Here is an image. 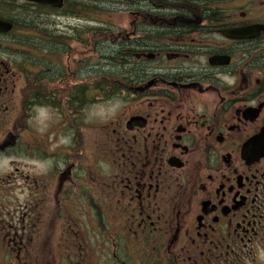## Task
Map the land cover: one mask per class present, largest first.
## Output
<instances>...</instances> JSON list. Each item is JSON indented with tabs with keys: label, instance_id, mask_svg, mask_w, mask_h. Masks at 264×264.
Segmentation results:
<instances>
[{
	"label": "flooded vegetation",
	"instance_id": "flooded-vegetation-1",
	"mask_svg": "<svg viewBox=\"0 0 264 264\" xmlns=\"http://www.w3.org/2000/svg\"><path fill=\"white\" fill-rule=\"evenodd\" d=\"M2 160L0 264H264V0H0Z\"/></svg>",
	"mask_w": 264,
	"mask_h": 264
},
{
	"label": "rangeland",
	"instance_id": "rangeland-1",
	"mask_svg": "<svg viewBox=\"0 0 264 264\" xmlns=\"http://www.w3.org/2000/svg\"><path fill=\"white\" fill-rule=\"evenodd\" d=\"M112 3L115 0H109ZM99 20V19H95ZM24 164L20 161H13V167H17L20 172H25L26 169H23ZM9 169L8 163L5 161H0V196L6 198L3 202L8 203H21L26 200L24 193L25 185L22 184L21 178L12 182V185H7L5 183V174ZM18 178V176L16 177ZM8 192V193H7ZM34 198V196H32ZM2 202V201H0Z\"/></svg>",
	"mask_w": 264,
	"mask_h": 264
},
{
	"label": "clouds",
	"instance_id": "clouds-1",
	"mask_svg": "<svg viewBox=\"0 0 264 264\" xmlns=\"http://www.w3.org/2000/svg\"><path fill=\"white\" fill-rule=\"evenodd\" d=\"M121 104H122V102L120 101V100H118V99H115V100H113L111 103H110V105H109V107L106 109V110H101V113H103V111H107V112H110V113H115V111L117 110V109H119L120 108V106H121ZM46 110L45 109H43V108H39V109H37V114H38V116L39 115H43L44 114V112H45ZM91 114H95V113H91ZM90 114V115H91ZM70 142V137H63V138H61V143H69Z\"/></svg>",
	"mask_w": 264,
	"mask_h": 264
},
{
	"label": "water",
	"instance_id": "water-1",
	"mask_svg": "<svg viewBox=\"0 0 264 264\" xmlns=\"http://www.w3.org/2000/svg\"><path fill=\"white\" fill-rule=\"evenodd\" d=\"M29 1L40 3V4H45V5L51 4L52 2V0H29Z\"/></svg>",
	"mask_w": 264,
	"mask_h": 264
},
{
	"label": "trees",
	"instance_id": "trees-1",
	"mask_svg": "<svg viewBox=\"0 0 264 264\" xmlns=\"http://www.w3.org/2000/svg\"><path fill=\"white\" fill-rule=\"evenodd\" d=\"M4 200H6V198L0 196V201L3 202ZM52 245H53V244H52Z\"/></svg>",
	"mask_w": 264,
	"mask_h": 264
}]
</instances>
